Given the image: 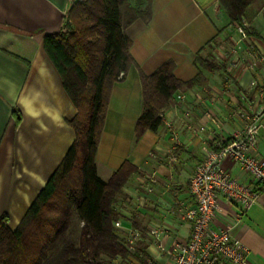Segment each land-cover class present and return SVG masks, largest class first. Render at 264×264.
<instances>
[{"label": "crops", "instance_id": "0c3cea01", "mask_svg": "<svg viewBox=\"0 0 264 264\" xmlns=\"http://www.w3.org/2000/svg\"><path fill=\"white\" fill-rule=\"evenodd\" d=\"M69 7V0H0V216L7 215L11 230L74 141L70 121L76 108L43 47L44 36L61 30ZM249 16L251 35L242 39L217 0H151L149 21L136 19L124 28L132 64L112 83L95 165L102 180L126 161L135 168L117 194L122 216L116 221L141 230L153 261L165 263L166 252L187 240L185 211L194 204L189 181L202 147L219 137L227 140L244 125L235 112L258 103L250 82L262 86L264 94V62L247 67L251 50L264 54V0H254ZM200 50L223 63L225 72L199 69L194 57ZM168 61L181 81L199 72L202 77L192 88L176 90L163 110V121L171 122L179 143H172L164 122L136 139L140 73L149 75ZM227 72L230 87L223 79ZM177 93H185L187 100H177ZM256 152L264 157V129ZM221 166L232 178L251 184L250 175L232 159ZM212 223L249 248L247 264H264V189L244 212L221 197ZM115 230L120 238L123 228Z\"/></svg>", "mask_w": 264, "mask_h": 264}, {"label": "trees", "instance_id": "16d2710c", "mask_svg": "<svg viewBox=\"0 0 264 264\" xmlns=\"http://www.w3.org/2000/svg\"><path fill=\"white\" fill-rule=\"evenodd\" d=\"M217 1L230 24L250 20L254 0ZM150 18L151 0H84L70 5L58 33L44 36L45 53L76 108L70 121L75 137L18 226L11 230L7 215L0 216V264H115L116 256L127 259L129 252L113 224L122 216L115 205L117 194L135 168L126 161L102 180L95 152L112 83L132 64L124 28ZM246 34L251 35L248 28ZM194 63L208 72H225L223 63L201 50ZM201 78L199 72L188 81L177 79L170 61L149 75L140 73L142 110L135 138L155 131L174 92L192 88ZM72 216L82 225L77 238L68 235ZM139 254L147 256L142 241L132 256L142 260Z\"/></svg>", "mask_w": 264, "mask_h": 264}, {"label": "built area", "instance_id": "2783aa9c", "mask_svg": "<svg viewBox=\"0 0 264 264\" xmlns=\"http://www.w3.org/2000/svg\"><path fill=\"white\" fill-rule=\"evenodd\" d=\"M84 0H69L70 5ZM248 24L236 25L235 30L242 39L246 38ZM247 67L254 69L264 62V54L251 50ZM122 76V73L119 77ZM225 87H230V76H224ZM258 103L254 108H243L235 112L241 117L244 125L235 131L227 140L215 139L210 145L202 147L203 155L194 167L189 181V192L194 204L185 211V218L190 222L187 240L175 243L166 252L168 261L156 262L148 256L139 254L142 260L132 256L135 246L142 241V232L135 227H122L119 221L115 228H123L120 237L127 250V259L116 256L115 264H247L249 248L229 229L216 228L213 219L218 212L219 199L223 197L244 212L250 208L264 189V157L256 152L259 132L264 129V94L262 86L250 82ZM193 99H201L198 93L191 94ZM179 101L187 100L185 93H177ZM162 122L170 130L172 143H179V138L169 120ZM203 129L202 127L200 128ZM230 158L238 163L251 177L247 185L234 178L222 169V162Z\"/></svg>", "mask_w": 264, "mask_h": 264}, {"label": "rangeland", "instance_id": "374dc122", "mask_svg": "<svg viewBox=\"0 0 264 264\" xmlns=\"http://www.w3.org/2000/svg\"><path fill=\"white\" fill-rule=\"evenodd\" d=\"M131 215V214H127ZM82 225L75 216L71 217L70 224L68 227V235L73 238H77Z\"/></svg>", "mask_w": 264, "mask_h": 264}]
</instances>
